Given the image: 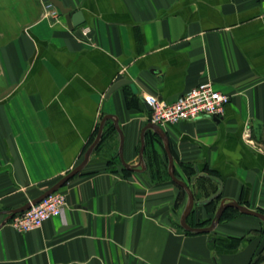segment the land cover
Wrapping results in <instances>:
<instances>
[{
    "label": "crops",
    "instance_id": "0c3cea01",
    "mask_svg": "<svg viewBox=\"0 0 264 264\" xmlns=\"http://www.w3.org/2000/svg\"><path fill=\"white\" fill-rule=\"evenodd\" d=\"M61 1L84 23L70 30L56 7L45 9L49 0H0V264H262L257 217L240 213L208 233L180 226L187 195L169 175H152L149 129L144 171L112 161L116 148L98 146L101 134L58 190L66 196L61 216L28 232L3 222L83 160L105 115L117 118L123 157L137 164L149 123L142 99L170 103L203 82L230 97L219 120L161 127L175 174L193 192L190 214L210 215L198 202L219 183L211 213L221 200L264 213V0ZM182 163L195 170L194 182ZM208 170L215 176L202 178Z\"/></svg>",
    "mask_w": 264,
    "mask_h": 264
},
{
    "label": "water",
    "instance_id": "95a60500",
    "mask_svg": "<svg viewBox=\"0 0 264 264\" xmlns=\"http://www.w3.org/2000/svg\"><path fill=\"white\" fill-rule=\"evenodd\" d=\"M49 2L51 5L56 7L60 11L61 14L64 15L67 27L70 30H72L73 28L84 23V17H83V14L81 11H75V12L71 13V8L64 6V4L62 3L61 0H49ZM127 83H128L127 80H124V79L113 83L108 90V94L111 93L113 90L117 89L118 87H120L121 85H124ZM142 101H143L146 109L150 110V107H149V105H147L144 98L142 99ZM213 118L215 120H219V118H217V117H213ZM107 120H111L113 122L114 128L118 133V136H119L118 157H119L121 165L126 170L133 171V172H142L146 169V165H145V161H144V157H143V152H144V147H145V141H144L145 130H147V129L151 130L154 134H156L160 138V140L163 143V148H164V151H165V153L167 155V159H168V165H167L168 174H169L171 180L175 184H177L178 186H180L181 188H183L185 190L186 195H187L185 207H184V209H183V211L179 217V224L184 230H186L188 232H194V233H208V232L212 231L216 227V225L219 223L223 211L227 208H234L242 214H247V215L257 217L264 224V213H262L258 210L248 208L247 206L240 204L236 200H221V202H220L218 208L216 209V211L213 215V218L211 219L209 225L201 226V227L189 225L187 223V217L190 214V212L192 211V208L195 204L194 195H193V192H192L189 184L186 181H184L183 179L177 177V175L175 174L173 156H172L171 151H170L169 140L167 138L165 131L160 126L153 124L151 122L146 124V126L143 128V132L141 134V146H140L139 154H138L139 155L138 156L139 161L137 164L132 165V164L127 163L123 157L124 136H123V133H122L121 128L119 126L117 118L113 115H105L101 119L94 141L92 142V144L89 146V148L85 152L83 160L76 167H74L72 170H70L66 175H64L53 186H51L48 190H46L43 194H41L37 198L30 200L29 202H27L26 204H24L23 206H21L19 208H15V209L6 211L5 213L7 215H6V218L3 222L10 219L13 215L27 210L31 205L39 202L45 196L59 190V188H61L65 182H67L72 176H74L77 172H79L83 168L85 163L87 162L89 155L92 152V150L94 149V147L99 143L104 124ZM204 175L205 174H203V173L200 174V176H204ZM195 179H196V175L191 178L190 182L191 183L194 182ZM221 189H222V185H221V183H219L218 189L216 190V192L214 194L208 196L206 199L201 200L198 203L201 205H205V204L211 202L212 200L217 199L221 195ZM262 264H264V262Z\"/></svg>",
    "mask_w": 264,
    "mask_h": 264
},
{
    "label": "built area",
    "instance_id": "2783aa9c",
    "mask_svg": "<svg viewBox=\"0 0 264 264\" xmlns=\"http://www.w3.org/2000/svg\"><path fill=\"white\" fill-rule=\"evenodd\" d=\"M51 6L50 3L45 4V9L49 10ZM50 11L51 15H55L57 9L55 11L50 9ZM81 32L86 40H92L89 26L84 25ZM229 99L227 94L214 89L211 82H203L192 87L170 103L154 95L144 98L150 107L149 122L163 128L167 125L195 120L203 116L219 118L223 115ZM65 206V194L55 191L31 205L27 210L12 216L8 223L19 232H28L39 228L43 222L52 217L61 216Z\"/></svg>",
    "mask_w": 264,
    "mask_h": 264
},
{
    "label": "rangeland",
    "instance_id": "374dc122",
    "mask_svg": "<svg viewBox=\"0 0 264 264\" xmlns=\"http://www.w3.org/2000/svg\"><path fill=\"white\" fill-rule=\"evenodd\" d=\"M116 134L113 132V131H108V133L106 132V135H105V138L104 140L102 141V145L99 144L98 146H102L103 148H105L107 145H109V143L113 144L114 145V150L116 148V151H114V153L110 156L112 158H110L112 161H114L116 164H120V160H119V157H118V152H117V137H115ZM114 139V140H112ZM111 141V142H110ZM156 141V140H155ZM155 141L153 140L152 141V137L149 135V137H147V147H149V150L147 151V153H154L152 156H151V161L149 162L150 163V171L152 173V175H155L156 177L160 178V176L163 177V174L165 175V169H166V163L163 162L162 160V156H161V144L159 142H157V145L155 144ZM137 162V161H136ZM154 163L156 165H154ZM121 168H123V166L121 165ZM188 179V178H187ZM182 197L185 199L186 197V194L185 192L183 193ZM199 196H196V201L198 200ZM217 202V201H216ZM216 206L215 205H210L208 207H204L206 210H208L210 212V215L207 216L206 218H203V219H198L196 220V218L194 217V214H190L188 215L187 217V223L191 226H195L197 223L199 222H205L206 224H204V226H207L209 225L211 219L213 218V213L212 210H215ZM238 214H235L234 216H236ZM233 216V217H234ZM232 218V217H231ZM208 221V222H207ZM201 227V226H199Z\"/></svg>",
    "mask_w": 264,
    "mask_h": 264
},
{
    "label": "trees",
    "instance_id": "16d2710c",
    "mask_svg": "<svg viewBox=\"0 0 264 264\" xmlns=\"http://www.w3.org/2000/svg\"><path fill=\"white\" fill-rule=\"evenodd\" d=\"M133 100V98H127V105H131V101ZM108 124H107V126H106V128L103 130V133H102V137H101V142H100V144L102 143V141L104 140V138H105V135H106V132L108 133V131H113L114 133H116V130H115V128H114V125L112 124V122H107ZM151 135V137H152V141L154 140H156V142H159L160 144H161V141H160V139L158 138V136L156 135V134H154L153 132L152 133H150ZM161 147H162V144L160 145ZM154 153H152V155H153ZM163 154H164V156H163ZM163 154L161 153V158H162V160H163V162H165L166 163V165L168 164V159H167V155H166V153H165V151H164V149H163ZM154 165H156L155 163H154ZM181 169L183 170V172L185 173V175H186V177L188 178V179H191V177H193V175H195V170L193 169V167L192 166H190L189 164H185V163H182L181 164ZM125 172H126V169H123ZM165 171V177H168V171H167V166H166V169L164 170ZM128 173V172H127ZM208 175L207 176H201L202 178L204 177V178H208V179H210V178H213L214 176H215V174H214V172H212L211 170H208ZM170 178V177H169ZM181 190H182V192L184 193V191H183V189L181 188ZM216 190H217V186H215V187H213V189H212V194H214L215 192H216ZM211 194H207V196L206 197H208V196H210ZM219 199V197L217 198V199H215V200H212L211 202H209V203H207V204H205L204 206L205 207H208V206H210V205H214L215 204V202L217 201ZM215 209V208H214ZM212 211H214V210H212ZM235 214H240V212L238 211V210H236V209H234V208H227V209H225L224 211H223V213H222V215H221V218H220V221H224V220H227V219H229V218H231V217H233ZM208 222V221H207ZM204 224H206L205 222H199V223H197L195 226H204ZM234 241V240H233Z\"/></svg>",
    "mask_w": 264,
    "mask_h": 264
},
{
    "label": "flooded vegetation",
    "instance_id": "af4514ba",
    "mask_svg": "<svg viewBox=\"0 0 264 264\" xmlns=\"http://www.w3.org/2000/svg\"><path fill=\"white\" fill-rule=\"evenodd\" d=\"M159 138V137H158ZM160 139V138H159ZM161 141V140H160ZM156 142V141H155ZM157 143V142H156ZM161 144H162V148H163V143H162V141H161Z\"/></svg>",
    "mask_w": 264,
    "mask_h": 264
}]
</instances>
